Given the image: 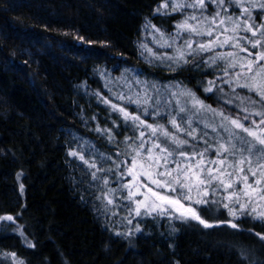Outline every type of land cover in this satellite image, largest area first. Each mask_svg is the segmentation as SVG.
Listing matches in <instances>:
<instances>
[{
	"label": "trees",
	"instance_id": "obj_1",
	"mask_svg": "<svg viewBox=\"0 0 264 264\" xmlns=\"http://www.w3.org/2000/svg\"><path fill=\"white\" fill-rule=\"evenodd\" d=\"M165 2L0 0V217L16 218L0 221V264H16L12 253L22 264H264V242L255 235L264 234V221L234 219L215 205L199 213L214 225L208 228L195 220L129 216L126 204L121 209L96 199L100 185L90 186L86 166L69 155L83 144L97 153H83L87 160L111 157L119 142L129 140L120 116L96 95L116 103L104 78L125 70L179 84L217 111L230 112L236 93L257 98L238 87L233 93L235 84L195 67L191 58L176 71L147 62L140 47L148 41L145 25L167 36L185 18L162 13ZM241 3L255 4V23L264 24L258 6L264 0ZM229 7L231 16L240 15L235 4ZM166 52L172 50L159 53ZM209 81L223 91L205 92ZM97 127L110 130L112 139ZM115 169L106 174L119 176ZM228 220L238 228L222 223Z\"/></svg>",
	"mask_w": 264,
	"mask_h": 264
},
{
	"label": "snow or ice",
	"instance_id": "obj_2",
	"mask_svg": "<svg viewBox=\"0 0 264 264\" xmlns=\"http://www.w3.org/2000/svg\"><path fill=\"white\" fill-rule=\"evenodd\" d=\"M169 4H172L171 12H181L185 17L175 25L173 34L166 36L154 25L146 24L145 27L158 33V38L154 37L153 41L157 47L171 49L172 54L157 53L141 44V55L150 62L166 63L170 69L188 64L189 58L197 67L223 61V77L218 79L230 86L235 84L233 93L238 87L254 93L257 98L236 93L235 98L240 101L239 113L233 115L205 105L188 90L172 91L168 86H146L142 94L114 93L115 100L122 102L120 104L97 93L101 103L117 113L125 125L139 132L131 165L125 161L123 166L116 165L115 169L119 172L118 180L129 176L132 179L109 188L107 176L99 173L112 172L113 169H104L102 164L97 167L95 159H85V152L89 157L97 155L92 146L81 144L70 150L69 155L86 166L84 170L91 176L90 186L100 185L98 190L102 195L96 199L106 201L107 206L114 204L112 197L119 199L122 195L129 216H165L181 222L195 220L208 228L214 225L199 213L208 212L210 206L215 205L227 209L234 219L251 216L254 220L264 221V211L253 207V204L264 201V24L255 23L252 10L256 5H244L241 0H180L178 3L166 0L162 7L167 9ZM210 4L216 5L215 12H208ZM233 4L240 12L235 19L229 7ZM258 6L264 10V3ZM187 9L192 10L191 14ZM202 37L207 39H197ZM225 46L233 51H215ZM249 49L256 50L255 55ZM208 53L213 54L205 59ZM240 53L247 56L241 58ZM208 83L205 92L212 93L214 87L223 91L215 81ZM149 88L155 96L150 94ZM126 106H134L133 111ZM207 113L212 114V119L206 122ZM148 119L152 122H147ZM209 129L214 134L211 140ZM96 131L112 139L110 130L102 131L97 127ZM210 153H214L212 158H209ZM101 159L111 158L101 155ZM15 219L11 215L0 217V221L14 222ZM128 223L132 220L128 219ZM222 223L238 228L233 220ZM136 231L139 232L140 228L137 227ZM255 235L264 242V234ZM9 255L16 264H22L14 253Z\"/></svg>",
	"mask_w": 264,
	"mask_h": 264
},
{
	"label": "rangeland",
	"instance_id": "obj_3",
	"mask_svg": "<svg viewBox=\"0 0 264 264\" xmlns=\"http://www.w3.org/2000/svg\"><path fill=\"white\" fill-rule=\"evenodd\" d=\"M175 2L178 3V2H180V0H175ZM163 4H161V6H160V11L162 13L171 12L172 4H169L167 9L162 7ZM186 11L189 14H191V12H192L191 9H187ZM215 11H216V5L215 4H213L212 7L208 8V12H215ZM233 19H235V18L233 17ZM229 27H231V25H229ZM154 37L158 38V33H156L153 29L148 28V32H147V40L148 41H144V42H142V44L147 45L149 48L153 49V51H155V52L157 51V53L164 52L165 49L158 48L156 43L153 42L154 41ZM197 39H207V38L202 37V38H197ZM249 50L252 51L253 54L255 55L256 50H253V49H249ZM215 51L216 52H221V53H227L229 51H233V49L225 46L224 48H216ZM166 53L172 54V52H166ZM212 54L213 53L205 54V59H207V57L211 56ZM246 56H247L246 53H240V57L241 58H245ZM147 62L149 64L152 63L154 65L155 64L163 65L164 69L167 70V71H176V70H178L179 68H181L183 66L182 65V66L177 67L175 69H170L169 66L166 63H161L159 61H151L150 62L149 60ZM262 63H264V62H262ZM195 67H197L196 64H195ZM197 68H201V70L202 69L205 70L204 72L215 71L216 74H219L220 76H223V73H224V62L223 61H218L217 64L211 65V66H209L208 64H201V66H199ZM137 81H139L140 83H138ZM104 82H105V89H106L107 93L113 98V100L117 104H120L122 102L118 101V100H115L114 95H113L114 93H127L128 95H132L134 93H141L142 94L143 89L146 86H150V85H153V84H155L157 87H161V88L163 86H168L172 91H176L177 89H181V88H179V84H176V83H171V82L159 83V82H157L155 80H146L136 70H125L121 75H119L117 77H113L112 80H108L107 78H104ZM174 85L177 86V87L173 88L172 86H174ZM149 92H150V94L155 96V92L151 88H149ZM219 94L220 93L218 91H215L214 98H217L219 96ZM233 101L234 102L231 105H229L232 109H229L230 112H226V113L235 115L236 113L234 111L239 110L238 105H239L240 101L237 100L236 98H234ZM225 103L226 104H230L228 102H225ZM126 107L130 111L129 106H126ZM131 108H132V110L134 109V107H132V106H131ZM223 109H224V111H226L225 107ZM223 109H220V110H223ZM211 119H212V114L211 113H207L205 115V121L207 122V121H210ZM147 122L151 123L152 121H151V119H148ZM126 126H127V131H128V132L126 131V134L128 135V139L129 140L122 141L121 143L119 142L117 144V146H118L117 148H115L113 146L115 149H113L111 151L112 152V155L110 157L111 158L110 159L111 163L109 165L103 164L104 160L103 159H99L97 157V159H95V160H97L96 161L97 167H99L102 164L104 169H114V168H116V165H122L123 166V162H125V161H127L128 164L131 165V157L134 154L133 149H136L137 145H138V141H137L136 138L139 135V132L136 129H134L133 127H131L130 125H126ZM166 126L169 128L170 131L174 130V129H171L170 125H166ZM197 135L199 136V130L197 132ZM213 136H214V134L211 133V131L209 129V139L211 140ZM146 147H147V145H146ZM117 153H119V155H117ZM213 156H214V153H212V156L210 158H212ZM138 163H142V161L138 160ZM170 167H171V165H170ZM99 175H106L107 176V178L109 180L108 187H110V188L117 187L118 184H122V183L118 182V175L116 174V172H113V177L112 178L106 173H99ZM251 179L252 178L250 177V182H251ZM237 187H239V186H237ZM193 195L195 196V193H193ZM255 195L256 194L253 193V196H255ZM112 199L115 201L114 203H115L116 206H120L121 209L125 208L126 201L123 200L122 195L120 196L119 199H117L116 197H112ZM257 199H259V198L257 197ZM242 200H243V198H242ZM253 207H256L257 211H264V201H259V203L253 204ZM119 224H124V223L121 222Z\"/></svg>",
	"mask_w": 264,
	"mask_h": 264
}]
</instances>
